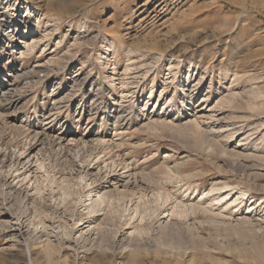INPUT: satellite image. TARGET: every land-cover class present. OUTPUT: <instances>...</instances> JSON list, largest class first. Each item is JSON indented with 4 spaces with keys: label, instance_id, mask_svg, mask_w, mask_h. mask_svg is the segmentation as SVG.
<instances>
[{
    "label": "rangeland",
    "instance_id": "1",
    "mask_svg": "<svg viewBox=\"0 0 264 264\" xmlns=\"http://www.w3.org/2000/svg\"><path fill=\"white\" fill-rule=\"evenodd\" d=\"M20 1L41 18L33 12L32 26L18 29L0 22V82L7 83L0 100V221L34 212L21 161L39 148L25 141L27 128L43 118L53 132L42 155L49 183L39 179L49 184L54 231L71 227L84 210L78 201L99 184L135 198L100 215L116 227L107 239L131 230L115 213L142 193L150 211L156 192L170 199L143 221L137 249L119 241L114 251L87 249L90 238L76 242L80 231L73 230L64 245L55 236L46 249L30 243L33 262L26 243L0 236V264H264V0ZM17 13L28 18L26 9ZM60 124L75 131L78 147L53 143ZM85 174L96 184L82 183ZM224 185L230 187L222 192L232 189L235 197L246 192L230 210L215 216L197 208L167 229L159 224L176 202H212L219 191H208ZM63 191L71 195L57 206ZM173 240L192 249L179 254Z\"/></svg>",
    "mask_w": 264,
    "mask_h": 264
},
{
    "label": "bare ground",
    "instance_id": "2",
    "mask_svg": "<svg viewBox=\"0 0 264 264\" xmlns=\"http://www.w3.org/2000/svg\"><path fill=\"white\" fill-rule=\"evenodd\" d=\"M21 9L22 10L26 9L28 18L22 19V20L16 18V15H18L17 12ZM33 12H35L36 15H38V18H41L40 14H39V12H41V11L39 9L37 11V8L35 6H32L31 4L27 3L26 1L21 2L20 0H0V20H1L0 22H1V24H3L2 22L9 20V24H10L11 28H15L14 26H16V29H18L19 27L17 25H21V23H25V25L27 27L32 26L31 25V23H32L31 16L33 15ZM29 14H30V16H28ZM19 20H21V21H19ZM59 20H60V18H59ZM39 22L37 24H39ZM3 26H5V25H3ZM38 28H39V26H38ZM7 31H9V29ZM34 41H35V39L33 38L32 42L35 44ZM29 44L30 43H28L26 45H29ZM29 46H32V45H29ZM21 52H23V51H21ZM24 53H25V51H24ZM6 89H7V83L0 82V100H2L3 97H5ZM120 113L121 112H118V111L116 113L113 112L114 115L116 114L115 117H117V118H118V115H120ZM158 115H160V114H158ZM161 116H165V115L162 114V115H160V117ZM47 119H50V118H46V119L43 118V120L38 121V123H34L33 125H30L27 128L28 129V131H27L28 140L26 139V141H25L26 145L31 144V142L33 141L31 148H36L37 146L39 148L33 154H29V155L25 156L23 158V161H21L24 166H28L29 174L24 176L25 179L28 180L29 183L32 181L31 184H32V189L34 191L32 194H27V196H28V199L31 201V203L34 207L33 208L34 212L31 215L25 214L24 211H22L21 214H18V212H17L15 215L13 214V216H14L13 218H9V219L0 221V236H4L5 238L13 241L14 245H17V246H21L22 243H26L28 246V249H29L31 260L33 262H34V257H33L32 249L30 248V243L43 244L44 249H46L47 248L46 246L53 247L54 242L52 240V237L55 236V237H58L59 242L62 245H64L65 243H67V241L70 240L73 230H76V231L79 230L80 231V233L78 235L79 237L75 239L76 242H78V240L79 241H85L84 239L90 238V244L88 245L89 247L87 249L96 248V249H98V250L100 249L102 251H108V250L114 251L115 244H117L118 241L121 243V246L124 247L125 249L128 247H132V249H135V247H136V249H137V247H140V245H141L140 243L142 242L140 240L142 237L144 238L143 234L146 232L145 228H144L143 221H146L147 216L152 217V215L155 212H157L159 209L162 208V206L164 204L163 202L164 201L166 202L168 199H170L169 194L166 192H161V191L156 192L155 191L156 194L158 193L157 194L158 197L156 195L155 202H154L155 205L153 206L154 211L153 210L150 211L151 209H150V207H148L149 204H147V206L142 204L144 202V199H145V197L143 196L144 195L143 193L141 195L139 194L140 195L139 198L137 197L138 200H135L136 202H134V204H132L133 207L128 206V207L124 208V206H125L124 205L122 207L123 209L120 208L121 210L118 209L119 207L117 208L118 210H116V213H115L116 217L120 218L118 220L123 221V219H124L123 222L119 221V222H121L120 224H122L124 227L127 226L128 228L131 229L127 233H124V234L122 233L123 236H121V239H120V237H118V231L115 232V234L113 235V237L111 239H109V238L107 239L105 233L112 232V231L116 230V227H114L115 229L114 228L112 229L111 227L110 228L106 227V225H104V223H101L99 221V217H100V215L104 216V214H107L109 212L108 210H106V209H108L107 206H111V205L115 204L116 201L120 205V203L122 201H125L132 194L127 193L126 189L125 190H122V189L119 190L117 188V186L114 188H110V185L100 188L101 184H99V185L95 186L93 189H91L89 191V193L85 195V199L81 198L82 200L78 201V203H77V205L79 203L81 205H83L80 208H84V210L82 209L83 211L81 212L80 217L74 221V223L71 225V227L68 226V224H64L62 227L63 230H60V232L54 231L55 227H53V224H52L53 223L52 220L54 218L49 215V211L51 209V208H49L51 206V205H49V184H48L49 183V170H48V166L45 162V159L42 158L43 151L45 149V145L47 143L49 144V136L51 137L50 134H51V132H53L51 130L49 131V127L46 129L43 128V126H44L43 123ZM115 120L119 121L120 119L119 120L115 119ZM51 123L52 122H50V124ZM46 124H49V123H45V125ZM22 125H24V124H22ZM60 128H62V130L59 133H57L54 137L52 136L54 138V139H52L53 143L58 141L57 144H58L59 148H73V147L77 146L80 141H79V139H77V137H76L77 134L75 133V131L70 130V129L63 130L65 128L64 125H61ZM98 141L100 142V144L102 146L104 144H107V143L110 144V141L107 142V140H104V139L98 140ZM34 142H36L35 145H34ZM73 143L75 144V146L73 145ZM87 143H88L87 140H83V142L80 143V144H83V145H81V147L82 146L86 147V145H88ZM83 147H82V149H83ZM78 151H80V149ZM95 162H97V161H95ZM104 163L107 164V162H104ZM107 166H109V165H107ZM101 169L99 168V170H101ZM126 172H127V169H126ZM38 173H41V175L40 174L38 175ZM121 176L124 179V180L123 179H121V180H123V182L126 181L124 186H127L129 179L127 181L126 175H124V174H122ZM39 178H44L48 183H46V184L41 183ZM90 179H88L87 174L80 176V181L82 183L84 182L88 186L90 184H93V183L96 184L95 182H97V177H94L93 178L94 180H92L91 182H88ZM144 184H146V183H144ZM227 187H230V186L224 185V186H221L220 188L213 187L211 190L209 189L210 190V191H208L209 195H210V193H213L215 191H219L217 193L218 195H216L215 198L213 197L214 199L212 200V202L210 201L211 199H208V196H207V199H208L207 201L201 202L202 199H200V200L198 199L199 201L197 202V204H195L193 202L192 203L189 202V204H186L184 202L185 204H183L181 201H178L174 204V202H173L174 205L169 210V213H167L168 215L166 214L164 216V217H167V220H165V221H163V223L161 222L159 224L162 225L163 229H165V228L167 229V226L170 225L172 220L178 219V217L182 218V219H186V218L190 217L192 214H194L196 212L197 208H200V209L203 208L205 211L213 212V214L215 213L217 215L223 214V211L225 212V210L229 209L233 204H236V202L240 199L239 196L242 197V195L246 194L245 190L244 191L241 190L238 197H235L236 195L232 194V192H231L232 189H229L228 191L226 190V191L222 192V190L226 189ZM125 188H127V187H125ZM70 195H71L70 192L63 191L62 195L60 194V196L55 199V203L57 204V206L59 205V201L61 199L64 202L66 197H69ZM133 197H131L130 200L135 199ZM127 200H129V199H127ZM214 201H217V203L216 204L213 203ZM24 202L20 203V205H21L20 207H23V208L25 207V209H27V206L25 205ZM117 202H116V204H117ZM145 202H146V200H145ZM10 207H12V206H10ZM249 208H251V207H249ZM106 211H108V212L106 213ZM151 212H152V214H151ZM0 213H1V210H0ZM247 213H252V212L248 211ZM217 215H215V216H217ZM25 218H27L26 221L28 222V223H26V225H24L25 222L23 223V219H25ZM13 220H14V222H13ZM175 224H176V222H175ZM59 225H60V223H59ZM146 226H147V224H146ZM58 229H60V228H58ZM159 234H161V233H159ZM162 234H163V232H162ZM86 236H88V237L86 238ZM159 237H160V235H159ZM159 239H161V238H159ZM184 242H185V240L184 241L179 240L178 242L175 243L173 240L170 243L178 251V253L181 254L182 252L187 253L188 250L192 249L191 248L192 243L191 244L190 243L184 244ZM133 251H135V250H133ZM49 259L50 260L52 259L51 254H49Z\"/></svg>",
    "mask_w": 264,
    "mask_h": 264
}]
</instances>
